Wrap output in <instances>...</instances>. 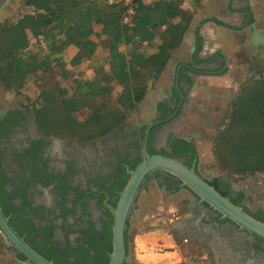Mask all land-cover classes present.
I'll return each instance as SVG.
<instances>
[{
  "label": "trees",
  "instance_id": "1",
  "mask_svg": "<svg viewBox=\"0 0 264 264\" xmlns=\"http://www.w3.org/2000/svg\"><path fill=\"white\" fill-rule=\"evenodd\" d=\"M197 1L200 0H193ZM25 2L33 12L5 24L0 29V80L9 87L16 84L23 88L29 76L42 68L45 71L51 69L53 60H49L48 57L39 60L36 55H32L26 59L21 54L35 39L44 37L52 53L61 52L75 44L79 52L72 61L76 64L85 55L95 54L98 43L92 38L94 24L102 25L101 35L109 40L110 56L115 63L111 72L106 75L97 74L92 79L79 80L77 89L80 91L84 89L82 99L78 100L76 96L68 95L67 90H59L63 116L59 114V106L53 103L52 97H55L53 90L45 88L38 96L41 103L38 109L40 120L44 121L42 118L44 115L46 119L50 117L57 124L62 121L61 125L64 124V127L73 132H83L82 136L89 132L85 137L91 139L114 127L124 118L123 110L125 111V108L130 110L143 98L147 90V81L156 78L162 72L172 50L182 41L193 15L182 6L181 0H137L136 16L128 25L122 22L121 7L101 4L98 0H25ZM160 27H165L164 32L168 38L157 35L155 29ZM113 80H117L123 86L120 97L123 109L115 105L117 109L111 106L105 110L106 107H103L105 104L102 102L99 106H93L85 121L79 123L72 116L73 111L87 103L91 97L98 98L110 94L112 92L110 83ZM235 107L231 125L218 139L219 145L224 146L226 154L230 156V159L222 161V165L238 172L264 173V77L251 83ZM106 126L108 127L104 128ZM71 127L75 131L71 130ZM151 147L150 142V153H158ZM191 150L195 154L194 144L186 140H177L174 149L176 154L184 155ZM163 153L168 154L165 150ZM141 160L138 159L132 168L134 169ZM11 180L7 172L2 171L0 192L5 189L6 182ZM177 182L180 185L179 179ZM216 182L217 180L213 184ZM28 203L26 200L22 206H17L12 201L7 212L24 210ZM111 224L112 220L107 221L109 233L103 243H97L88 235L94 231L93 228L82 229L81 232L88 236V242L94 249L111 250L113 237ZM18 230L20 234L26 233L29 239L38 234L39 228L23 217ZM57 251L55 248L47 258L55 259ZM108 259L107 257L105 261L101 260L100 264H106ZM91 260L92 256L85 254L82 261L77 257L73 262H57L98 264L90 263Z\"/></svg>",
  "mask_w": 264,
  "mask_h": 264
},
{
  "label": "flooded vegetation",
  "instance_id": "2",
  "mask_svg": "<svg viewBox=\"0 0 264 264\" xmlns=\"http://www.w3.org/2000/svg\"><path fill=\"white\" fill-rule=\"evenodd\" d=\"M8 92L0 88V165L12 180L7 181L5 189L0 192V205L4 213L10 216V222L19 234L18 225L23 217L39 228L38 234L29 239L26 233L20 235L25 236L27 242L45 257L50 256L55 248L58 249L56 258L52 259L56 264L57 261L73 262L77 257L82 261L85 254L92 256L90 263L100 264L101 257L109 258L112 240L111 250L94 249L88 242V236H84L81 230L93 228L94 231L88 235L97 243H103L107 238L109 229L106 223L112 220L113 224V215L106 200L111 205L117 204L119 193L129 179L128 169H133L135 162L143 159V140L149 127V144L151 142L158 153L165 150L167 155L180 157L188 165L196 163L199 171L196 147L195 154L192 150L184 155H178L174 151L177 140L185 139L179 137L177 132L166 129L172 113L168 118L159 114L143 124L125 120L105 138L79 141L64 139L41 130L35 122L30 104L10 98ZM152 122L157 123L151 126ZM189 160H192V164L188 163ZM123 175L127 176L124 184ZM154 176L159 177L160 181L162 178L166 179L167 187H171V194H176L181 188L188 190L193 196L189 204L194 205L192 207L198 220L205 224L218 223L219 230H224L233 247L243 248L250 260H258L259 252L256 250L264 252V240L261 237L241 230L234 221L224 218L207 202H202L195 192L182 186V183L178 185V178L157 172L148 179L143 190ZM207 179L212 184L217 180L213 185L224 194L222 187L228 184L225 179H219L218 176ZM237 194L231 186L227 196L243 205L242 202L235 201ZM139 197L130 217L129 229L135 209L139 206ZM26 200L29 203L24 210L7 212L12 201L17 206H22ZM261 207H258V211L263 212ZM260 219H264V215ZM129 229L127 254L131 257ZM0 231L2 232L1 229ZM6 244L0 239V251L7 250L19 259H26L16 248ZM108 263L109 259L106 264ZM125 264L132 263L128 260Z\"/></svg>",
  "mask_w": 264,
  "mask_h": 264
},
{
  "label": "crops",
  "instance_id": "3",
  "mask_svg": "<svg viewBox=\"0 0 264 264\" xmlns=\"http://www.w3.org/2000/svg\"><path fill=\"white\" fill-rule=\"evenodd\" d=\"M32 12L25 0H0V29ZM163 37L168 38V35ZM262 77L264 0H200L182 41L172 50L162 72L147 87L143 98L128 111L127 119L143 124L159 114L168 118L172 113L166 129L195 145L200 164L202 151L209 154L207 146L211 140H218L231 125L238 99L251 83ZM47 81L51 83L53 76ZM0 88L9 91L10 98L22 102L23 98L1 80ZM206 159L209 156L206 155ZM248 189L253 196L264 197L263 186ZM187 205L172 200L167 209L188 210L176 218L174 226L180 236L186 234L190 238L188 243L207 244L212 256L218 262L222 259L224 264H235L232 258L240 254L241 264H264V252L256 250L258 260H250L243 248L233 247L224 230H219L218 223L199 221L194 207ZM261 208L264 209V201ZM143 236L146 237L140 246L135 238L132 264H176L185 259L186 254L177 248L174 236L165 230L158 229ZM205 253L202 258L209 257ZM0 258L6 264H26L7 250L0 251Z\"/></svg>",
  "mask_w": 264,
  "mask_h": 264
},
{
  "label": "rangeland",
  "instance_id": "4",
  "mask_svg": "<svg viewBox=\"0 0 264 264\" xmlns=\"http://www.w3.org/2000/svg\"><path fill=\"white\" fill-rule=\"evenodd\" d=\"M181 1L182 6L185 9L189 10V13L194 12V10L196 9L197 2H193V0ZM98 2L104 4V0H98ZM155 31L158 36L163 37L165 35V27L157 28L155 29ZM101 34L102 25L98 23L94 24V34L92 38L98 43L97 50L95 54L85 55L83 58H81L79 64H73L72 61L73 58L79 52V48L75 44H71L61 52L52 53L44 37L35 39L30 44L29 48L24 49L21 52L23 57L26 59L30 58L32 55H36L39 60H43L45 57H48L49 60L53 59V61H57L54 64L52 61L50 66L51 69L45 71L42 68L38 70L35 74L29 76L23 88H19L16 84H13L10 87L11 89H14L15 92H17L21 96V98H23V101H26L28 104H30L33 116L35 118V122L38 124L39 128L44 132L52 133L64 139L94 141V139L96 140L107 137L114 128H116L125 120H128L127 113L129 111V108H125L127 111L123 110V114L125 113V116L123 119L119 120V123H117L111 129H108V131L100 133L99 136L91 139L85 137L89 134V132L82 136L83 132H73L68 130L67 127H64V124L61 125L62 121L60 124H57L52 119H50V117L46 119V116L44 115H42L44 121L40 120L39 118L38 109L41 107V103L38 101V96L42 93L45 88L53 90L55 95V97H52L53 103L59 106V114H62V97L59 95L61 93V91L59 90H67L68 95L76 96L78 100L82 99L84 89H81V91L77 89L79 80L92 79L97 74L106 75L111 72L115 63L110 56L109 40ZM50 76H53V81L51 83H46L45 81H47ZM152 82L153 79L148 80L147 87ZM44 84L48 85L45 87ZM110 87L112 90L110 94L108 93L98 98H89L87 103H83L81 106L77 107L73 111L72 116L75 117V119L82 124L85 121V118L90 114L91 108L93 106H99L102 102L105 104L103 105L104 108L106 107L105 110H107V108H110L111 106L115 107V105H117V107L121 109L122 102H120V97L123 92V86L119 84L117 80H113L110 83ZM78 102L80 103V101ZM135 105L136 103L134 104V106ZM134 106L131 109H133ZM60 116H63V114ZM107 127L108 126L104 128ZM70 129L75 131L73 127H71ZM219 142L220 140H211L209 146H207L209 148V154H205V152L202 151L203 157L202 162L198 165L199 171L205 177L210 179L214 178V176H218L219 179H225L228 182V184H224L222 187V190L225 195H229V189L232 186L238 192L235 201H239V203L242 202L245 208H247L246 210L257 215L256 217H263L264 211H258V207L262 206L264 197H259L258 195L253 196L252 192H248L247 189L250 188L251 190L254 187L263 186L264 190V173L238 172L233 169L230 170L225 168L222 165V161L227 160V158L230 159V156L226 154V148L224 146H220ZM154 147L155 146H152L151 149H155ZM206 155L209 156V159H206ZM188 163L192 164V160H189ZM126 178L127 176H124L122 184L125 183ZM192 197L193 196L188 190L182 188L176 194H171V187H167L166 179L162 178V181H160L159 177L154 176L148 182L146 188L142 191V194L140 195L138 201L139 206H137V208L135 209V216H133L131 219V227L129 229L131 239V255H133L136 251L135 238L140 246L142 245L141 242L144 241L146 237L143 236V234L147 235L151 231L154 232L158 229H162L174 236L178 244L177 248L182 250V252L186 254L185 259H183L182 262H178L176 264H224L222 263V259H219L218 262L212 256V252L210 253L211 248L208 247L207 244L198 243L196 246H194L193 244L188 243L190 242V238L186 236V234L180 236L178 230H176V228L174 227L176 226V218L184 215L188 210L177 209L169 211L167 209V206L171 204L172 200L179 203L185 202L187 205V202L191 203ZM187 206H190V204ZM191 206L194 205L192 204ZM140 234L142 235L140 236ZM0 239L6 244L4 240V234L1 231ZM205 251V254H209L208 258L201 257L202 255H204L203 253ZM240 255H235L234 258H232L235 261V264L238 262L241 264L240 259L242 258V256ZM100 259L102 261H105L106 258L101 257ZM0 264L6 263L0 258ZM137 264H141V262H137Z\"/></svg>",
  "mask_w": 264,
  "mask_h": 264
},
{
  "label": "water",
  "instance_id": "5",
  "mask_svg": "<svg viewBox=\"0 0 264 264\" xmlns=\"http://www.w3.org/2000/svg\"><path fill=\"white\" fill-rule=\"evenodd\" d=\"M157 122H152L151 126ZM151 127L148 128L143 140V159L134 169H128L129 179L119 193L117 204L111 205L106 200L107 207L113 215V239L112 252L109 253L108 264H125L131 257L127 254V234L129 221L148 179L157 172H164L178 178L182 186L189 188L201 197L202 202H207L213 209L219 211L224 218L230 219L238 224L241 230L257 235L264 240V219L250 214L243 205L237 204L225 196L196 167V163L188 165L180 157L163 153L152 154L148 150ZM0 205V229L4 234V240L8 245L16 248L25 256L26 264H56L54 260L48 259L35 248H33L14 229Z\"/></svg>",
  "mask_w": 264,
  "mask_h": 264
},
{
  "label": "built area",
  "instance_id": "6",
  "mask_svg": "<svg viewBox=\"0 0 264 264\" xmlns=\"http://www.w3.org/2000/svg\"><path fill=\"white\" fill-rule=\"evenodd\" d=\"M104 3L108 6H117L123 9L122 22L124 24H130L136 16L137 0H104Z\"/></svg>",
  "mask_w": 264,
  "mask_h": 264
}]
</instances>
